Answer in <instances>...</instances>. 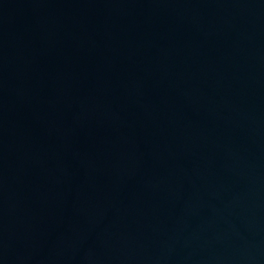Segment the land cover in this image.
Returning <instances> with one entry per match:
<instances>
[{"label":"water","instance_id":"95a60500","mask_svg":"<svg viewBox=\"0 0 264 264\" xmlns=\"http://www.w3.org/2000/svg\"><path fill=\"white\" fill-rule=\"evenodd\" d=\"M0 264H264V0H0Z\"/></svg>","mask_w":264,"mask_h":264}]
</instances>
